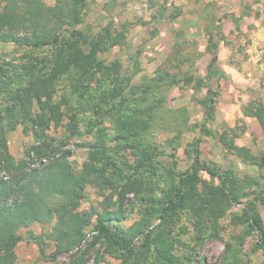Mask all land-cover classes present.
<instances>
[{
    "label": "rangeland",
    "instance_id": "obj_1",
    "mask_svg": "<svg viewBox=\"0 0 264 264\" xmlns=\"http://www.w3.org/2000/svg\"><path fill=\"white\" fill-rule=\"evenodd\" d=\"M44 2L52 6L55 0ZM86 4L85 9L73 7L82 19L61 29L60 43L90 57L93 65H87L78 89L81 77L75 69L51 87L48 105L64 115L46 132L59 152H68L75 173L97 149H104L108 158L99 161L97 168H105L103 175L116 191L102 179L87 185L80 212L101 209L105 198L114 201L121 191L128 226L145 202L160 203L170 196L178 177L190 167L200 139L201 162L232 178L237 201L200 230L183 215L174 227L184 244L177 252H190L189 264H264L257 232L241 221L242 212L255 207L264 227V162L262 167L257 164L264 158V136L257 121L241 110L260 101L264 104V0H92ZM162 12L164 17H158ZM218 28L223 36L227 34L223 39L227 61L235 70L229 78L211 81L220 96L204 129L205 109L199 102L206 95L210 58L206 46L216 40ZM56 48L0 45V72L18 74L22 66L31 64L37 68L35 74L48 76ZM116 64L120 65L117 80ZM0 84L13 86L7 78ZM10 104L9 95L0 93V130L9 120ZM30 124L26 129L19 124L3 131L15 159L24 158L36 143ZM224 132L228 140L248 148L257 162L230 153L219 140ZM200 178V190L204 183L221 185V178L205 172H200ZM51 226L34 224L29 229L39 235L50 232ZM25 232L19 231L23 240L15 249V264H68L69 254L59 255L55 263L40 257ZM90 242L87 234L82 248L87 252L85 264H120L110 257L101 262L103 248L91 247ZM44 249L50 256L53 242L46 241Z\"/></svg>",
    "mask_w": 264,
    "mask_h": 264
},
{
    "label": "trees",
    "instance_id": "obj_2",
    "mask_svg": "<svg viewBox=\"0 0 264 264\" xmlns=\"http://www.w3.org/2000/svg\"><path fill=\"white\" fill-rule=\"evenodd\" d=\"M87 1L92 0H55L54 5L48 6L44 0H0V45L33 49L57 46L48 76L35 74L37 68L31 64L22 66L20 69L23 71L18 74L0 72V81L7 78L13 83L11 87L0 84V93L9 95L11 101L7 107L9 120L0 130V264H15V249L23 240L19 234L22 229L26 231L25 239L38 247L39 256L51 263H55L59 255L69 254L68 264H85L87 252L82 248L87 234H90V246L103 248L101 262L105 257H110L120 261V264H189L190 252H177L184 246L174 233L180 218L187 216L190 222H196L194 228L200 230L206 221H216L237 201L232 178L222 177L215 168L201 162L198 148L200 139L196 140L190 167L178 177L170 196L160 203L153 200L145 202L139 217L125 226L126 207L121 191L117 192L114 201L112 197L105 198L101 209H93L91 214H83L79 209L89 184L102 179L116 191L103 175L105 168H97L99 161L108 159L104 149L91 152L81 171L75 173L68 152H59L54 140L46 134L51 123L57 125L64 115L48 105L51 87L75 69L81 77L77 78L78 89L82 78L87 75V65H93L88 60L90 57L81 56L77 49L60 43L61 29L78 25L82 19L80 12L73 7L79 5L85 9ZM158 17H164L163 12ZM216 33V40L206 46V52L210 55L206 70V95L199 102L205 109L203 128L212 119L220 96V91L213 89L211 81L226 77L217 64L218 44L224 41V36L219 28ZM113 39L119 42L118 38ZM119 70L120 65L116 64V80ZM241 110L245 117L257 121L264 136L263 102H258L256 107L243 106ZM29 122L36 143L25 152L24 158L15 159L8 151L3 131L14 129L19 124L25 125L26 129ZM128 125L132 127L129 122ZM203 128L202 131H206ZM230 131L233 133L234 129ZM219 140L239 159L257 162L258 159L248 148L228 140L225 132ZM263 162L264 158L260 157L257 164L261 166ZM200 172L221 178V185L204 183L200 190ZM241 221L248 229L257 232L264 256V227L256 208L244 210ZM51 223L50 232L36 235L29 229L34 224L44 226ZM46 241L53 242L54 249L50 256L46 255L44 249Z\"/></svg>",
    "mask_w": 264,
    "mask_h": 264
},
{
    "label": "crops",
    "instance_id": "obj_3",
    "mask_svg": "<svg viewBox=\"0 0 264 264\" xmlns=\"http://www.w3.org/2000/svg\"><path fill=\"white\" fill-rule=\"evenodd\" d=\"M225 37L227 36V34L224 35ZM226 45L225 41H220L218 44V49H217V64L218 67L224 71L225 76L227 78H229V75H231V71H234V67L231 66V64L228 63L227 59V48L224 46ZM227 46V45H226ZM221 54L223 56H221ZM231 78H233V76H231Z\"/></svg>",
    "mask_w": 264,
    "mask_h": 264
}]
</instances>
